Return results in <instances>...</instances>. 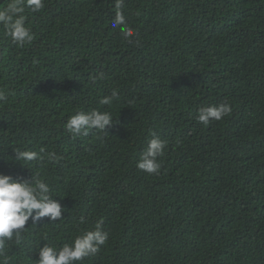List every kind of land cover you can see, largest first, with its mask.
<instances>
[{
  "label": "trees",
  "instance_id": "16d2710c",
  "mask_svg": "<svg viewBox=\"0 0 264 264\" xmlns=\"http://www.w3.org/2000/svg\"><path fill=\"white\" fill-rule=\"evenodd\" d=\"M122 10L130 41L112 28L114 0L26 7L34 40L22 48L0 24V173L42 175L62 208L6 241L8 264H37L45 245L101 221L106 243L76 264H264V0H124ZM114 88L119 100L100 105ZM221 103L230 115L197 121L199 107ZM94 108L113 122L73 138L69 116ZM152 132L167 141L158 174L136 167ZM41 147L59 161L14 158Z\"/></svg>",
  "mask_w": 264,
  "mask_h": 264
},
{
  "label": "clouds",
  "instance_id": "9594fccd",
  "mask_svg": "<svg viewBox=\"0 0 264 264\" xmlns=\"http://www.w3.org/2000/svg\"><path fill=\"white\" fill-rule=\"evenodd\" d=\"M123 3L124 0H114L115 16L112 28H119L123 39L130 41L137 33L126 21L122 10ZM26 7L33 13L40 12L45 8V0H12L5 9L0 10V24L4 26L5 35L11 38L12 44L20 48L34 40L30 27L25 25L23 13ZM103 78L104 73L101 72L92 79L95 81ZM8 96L6 88H0V103H6ZM118 100V90L114 88L110 95H104L99 99V104L111 106ZM231 112L232 107L229 103L202 106L198 108L196 119L207 126L212 120L220 121ZM112 122V112L94 108L90 111L80 110L70 115L65 128L73 138H76L80 135L87 136L93 130L104 132L106 126ZM150 135L152 138L149 139L136 167L149 174H158L162 161L157 158L164 155L167 141L156 137L154 132ZM14 158L24 164L42 161L45 158L49 163H55L60 159L55 151H46L43 147L38 151L16 148ZM53 191L51 184L40 174L35 175L29 182L0 173V258H2L0 264L9 262L10 244L6 241L14 240L16 244H20L29 220L35 224L44 217H49L50 221L61 217V204L53 199ZM107 239L108 233L102 230V221L98 222L94 230L84 231L62 246L45 245L39 250L37 264H76L85 257L95 255Z\"/></svg>",
  "mask_w": 264,
  "mask_h": 264
},
{
  "label": "water",
  "instance_id": "95a60500",
  "mask_svg": "<svg viewBox=\"0 0 264 264\" xmlns=\"http://www.w3.org/2000/svg\"><path fill=\"white\" fill-rule=\"evenodd\" d=\"M5 0H0V4L3 3ZM0 42H1V37H0ZM4 57V47L0 45V64L3 60Z\"/></svg>",
  "mask_w": 264,
  "mask_h": 264
}]
</instances>
